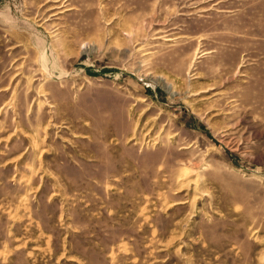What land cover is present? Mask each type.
<instances>
[{
  "label": "rangeland",
  "instance_id": "1",
  "mask_svg": "<svg viewBox=\"0 0 264 264\" xmlns=\"http://www.w3.org/2000/svg\"><path fill=\"white\" fill-rule=\"evenodd\" d=\"M0 264H264V0H0Z\"/></svg>",
  "mask_w": 264,
  "mask_h": 264
}]
</instances>
